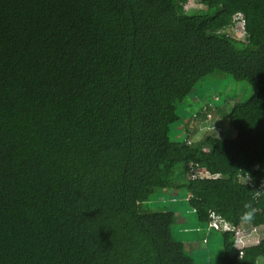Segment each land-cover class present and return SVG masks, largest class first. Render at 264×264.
Wrapping results in <instances>:
<instances>
[{
    "label": "trees",
    "instance_id": "16d2710c",
    "mask_svg": "<svg viewBox=\"0 0 264 264\" xmlns=\"http://www.w3.org/2000/svg\"><path fill=\"white\" fill-rule=\"evenodd\" d=\"M189 2L0 0V264H264V0Z\"/></svg>",
    "mask_w": 264,
    "mask_h": 264
},
{
    "label": "rangeland",
    "instance_id": "374dc122",
    "mask_svg": "<svg viewBox=\"0 0 264 264\" xmlns=\"http://www.w3.org/2000/svg\"><path fill=\"white\" fill-rule=\"evenodd\" d=\"M193 1L194 0H192V2L187 3L186 6L190 7V6L194 5ZM229 33L240 38V37H243V35H244V28H243L242 24L239 23L235 28L230 29ZM213 129H215V128L213 127ZM204 130H206V129H204ZM234 145H235V142L233 140H230L229 142L222 143L221 148L224 151H228V150L232 149L234 147ZM237 229L240 230V235L244 239V242L238 243V245H241V246L242 245H251V244L257 243L259 240H261V238L264 235V231L259 232L255 229H253V226L251 225V223L243 222L240 224V226H238ZM244 235H246V236H244ZM241 239H239L238 242H240ZM189 240H191V239H187L186 241L189 242ZM220 248H221V245L219 247V245L217 243H215L213 245L211 244L208 246L207 244H205L204 241L201 240V241H198L197 245L195 244V246L193 247V250H190V251L197 260L196 264H201V263L204 264L205 263L204 256L207 254V251L210 250L212 252L217 253L218 251H220L219 250ZM210 256H212L213 264H216L217 256L214 257L215 254H211Z\"/></svg>",
    "mask_w": 264,
    "mask_h": 264
},
{
    "label": "clouds",
    "instance_id": "9594fccd",
    "mask_svg": "<svg viewBox=\"0 0 264 264\" xmlns=\"http://www.w3.org/2000/svg\"><path fill=\"white\" fill-rule=\"evenodd\" d=\"M242 25H244V24H242ZM208 174H209V172H206L204 169H200L199 172L197 173V175H198V176H201V178H204V177L208 176ZM250 216H251L250 213H246V214L243 216V219H244V220H248V219H250ZM218 220H219V219L215 218L211 225L214 226V227H216V228H220V225H221V227H222L223 229H232V226H231L230 224L225 223V222H222V221H218ZM239 226H240V225H239ZM235 228H236V229H235V235L238 236L239 239H241L242 236L240 235V230L237 229L238 226L235 227ZM257 231H258V230H257ZM244 236H246V235H244ZM259 241H260V240H259ZM259 241H258V242H259ZM241 242H244V239H243V238H242V239L240 240V242H238V243H241ZM258 242H257V243H258ZM237 246H239V247H243L244 245L241 246V245H238V244H237Z\"/></svg>",
    "mask_w": 264,
    "mask_h": 264
}]
</instances>
